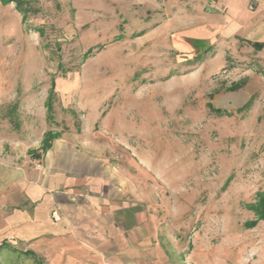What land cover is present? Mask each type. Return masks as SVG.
I'll use <instances>...</instances> for the list:
<instances>
[{"label": "rangeland", "instance_id": "rangeland-1", "mask_svg": "<svg viewBox=\"0 0 264 264\" xmlns=\"http://www.w3.org/2000/svg\"><path fill=\"white\" fill-rule=\"evenodd\" d=\"M155 1H0V156L37 171L57 133L125 167L141 250L117 264H264V63ZM36 241L9 238L0 264H94Z\"/></svg>", "mask_w": 264, "mask_h": 264}, {"label": "crops", "instance_id": "crops-1", "mask_svg": "<svg viewBox=\"0 0 264 264\" xmlns=\"http://www.w3.org/2000/svg\"><path fill=\"white\" fill-rule=\"evenodd\" d=\"M130 1L73 3L158 6L155 0ZM177 21L188 22V29L203 26L197 39L229 40L264 63V0H169V23ZM78 142L68 134L53 139L48 149H40L37 171L29 157L19 163L11 151L0 156V243L36 239L49 252L90 258L94 264L115 258L114 264L135 263L141 250L135 237L141 236L143 221L140 186L127 178L125 167L80 149ZM54 210L59 221L52 218Z\"/></svg>", "mask_w": 264, "mask_h": 264}, {"label": "trees", "instance_id": "trees-1", "mask_svg": "<svg viewBox=\"0 0 264 264\" xmlns=\"http://www.w3.org/2000/svg\"><path fill=\"white\" fill-rule=\"evenodd\" d=\"M0 1H2L5 4H7L9 1H12L15 3V7H20V4L23 2V0H0ZM59 66H61V65H59ZM57 137H58L57 133H49L46 136V138L43 139L40 149L41 150L48 149L51 145L52 140L57 138ZM263 212H264V197H263V202L260 204V206L258 208L257 219L264 218ZM4 244H5L4 241L0 243V252H1V249L5 246ZM24 254H33V253H32V251H25Z\"/></svg>", "mask_w": 264, "mask_h": 264}, {"label": "built area", "instance_id": "built-area-1", "mask_svg": "<svg viewBox=\"0 0 264 264\" xmlns=\"http://www.w3.org/2000/svg\"><path fill=\"white\" fill-rule=\"evenodd\" d=\"M216 1H217V0H209L210 3H215ZM52 218H53V220H55V221H59V220H60V215H59V213H57L56 210H54V211L52 212Z\"/></svg>", "mask_w": 264, "mask_h": 264}]
</instances>
